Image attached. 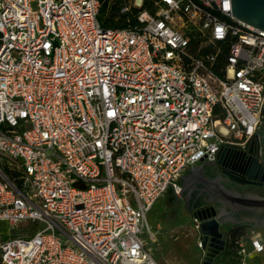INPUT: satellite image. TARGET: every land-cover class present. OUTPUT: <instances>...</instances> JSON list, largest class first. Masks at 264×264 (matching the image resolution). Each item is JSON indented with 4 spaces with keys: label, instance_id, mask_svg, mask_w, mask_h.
Returning a JSON list of instances; mask_svg holds the SVG:
<instances>
[{
    "label": "built area",
    "instance_id": "obj_1",
    "mask_svg": "<svg viewBox=\"0 0 264 264\" xmlns=\"http://www.w3.org/2000/svg\"><path fill=\"white\" fill-rule=\"evenodd\" d=\"M106 2L0 0V222L37 227L0 234L3 264H159L154 204L262 156L264 31L232 0H127L104 27ZM263 252L257 231L239 264Z\"/></svg>",
    "mask_w": 264,
    "mask_h": 264
},
{
    "label": "water",
    "instance_id": "obj_2",
    "mask_svg": "<svg viewBox=\"0 0 264 264\" xmlns=\"http://www.w3.org/2000/svg\"><path fill=\"white\" fill-rule=\"evenodd\" d=\"M232 10L238 20L264 31V0H232ZM211 163L215 165L214 161ZM205 164L192 168L189 175L182 177L180 195L186 196V208L200 222L202 264H218L217 258L228 246V231L223 230L224 226L255 223V228L264 229V197L228 188V182L245 184L248 181L223 169L206 176Z\"/></svg>",
    "mask_w": 264,
    "mask_h": 264
},
{
    "label": "rangeland",
    "instance_id": "obj_3",
    "mask_svg": "<svg viewBox=\"0 0 264 264\" xmlns=\"http://www.w3.org/2000/svg\"><path fill=\"white\" fill-rule=\"evenodd\" d=\"M114 1L117 2V0ZM121 1L123 3L127 0ZM166 205V201H158L147 214V221L155 233L154 238L149 239V248L154 257L159 264H202L204 251L199 247L200 233L193 215L184 210L182 212L167 210ZM175 216H177L176 219H173ZM26 225L27 223H23L20 228H13L6 222H0V234H22L20 231ZM223 229L228 231L231 226H224ZM256 231L262 232L264 243V229L248 228L244 241L249 244L250 237ZM145 236L148 238L147 235ZM257 257L260 261L252 258L251 264H264V252Z\"/></svg>",
    "mask_w": 264,
    "mask_h": 264
},
{
    "label": "flooded vegetation",
    "instance_id": "obj_4",
    "mask_svg": "<svg viewBox=\"0 0 264 264\" xmlns=\"http://www.w3.org/2000/svg\"><path fill=\"white\" fill-rule=\"evenodd\" d=\"M258 135L260 137V143L263 148L261 158L257 159L255 156L249 155L248 157L240 158V161L238 160L235 168L226 169L227 173L233 176H238L240 178H243L244 180H247L248 182L245 184H238V183L231 181V182H228L226 186L232 190H236L240 192L241 194L256 195V196L264 197V112H263L262 123L259 128ZM206 166H208L211 169L212 176L214 175L213 171H217L216 169H219L213 164L206 165ZM191 205H192L191 202L187 203L188 208H190ZM189 213L192 215L190 210H189ZM244 225L250 228L255 227V223L244 224ZM222 255H220L216 261H218Z\"/></svg>",
    "mask_w": 264,
    "mask_h": 264
},
{
    "label": "trees",
    "instance_id": "obj_5",
    "mask_svg": "<svg viewBox=\"0 0 264 264\" xmlns=\"http://www.w3.org/2000/svg\"><path fill=\"white\" fill-rule=\"evenodd\" d=\"M114 0H108V3L102 7L100 12V20L104 27H122L128 17L126 14H121L119 12V6L122 3L121 0H117V2H113ZM120 3V4H119ZM249 227L240 224V225H232L231 229L228 230V246L225 253L220 257V259L217 261L218 264H239V256H238V250H239V244L240 241L245 237L247 233V229ZM37 229L36 226H28L23 229H21L22 232L26 233H33ZM3 239L7 240L8 235L2 234ZM17 234H14L13 236H16ZM0 264H3L0 257Z\"/></svg>",
    "mask_w": 264,
    "mask_h": 264
},
{
    "label": "crops",
    "instance_id": "obj_6",
    "mask_svg": "<svg viewBox=\"0 0 264 264\" xmlns=\"http://www.w3.org/2000/svg\"><path fill=\"white\" fill-rule=\"evenodd\" d=\"M201 166H203V165H200V166H197V167H201ZM190 172H191V170H189L184 177L189 175ZM206 176H212L211 175V169L208 166H206ZM185 198H186V196L184 198L183 197H177L176 195H174L172 190H168L163 195V197L160 198L158 201H162V202L166 201L167 205H166L165 209H167V210L176 211V212H179V211L182 212V210H184V211H187L188 214H190L189 213V209L186 208V200H185ZM157 202L154 204V206L157 204ZM176 217L177 216H175L173 219H176ZM158 225L161 226L160 223H158ZM250 229H256L257 230L258 228L253 227V228H250ZM258 232H261V231H258ZM253 258L258 259L260 261V259L257 256H254Z\"/></svg>",
    "mask_w": 264,
    "mask_h": 264
}]
</instances>
